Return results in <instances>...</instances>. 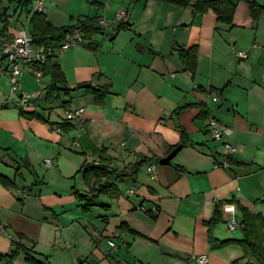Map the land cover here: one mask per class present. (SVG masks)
I'll return each mask as SVG.
<instances>
[{
	"label": "crops",
	"instance_id": "0c3cea01",
	"mask_svg": "<svg viewBox=\"0 0 264 264\" xmlns=\"http://www.w3.org/2000/svg\"><path fill=\"white\" fill-rule=\"evenodd\" d=\"M233 1L236 14L228 25L212 10L198 13L159 0H44L42 13L56 27L76 25L84 17L98 25L122 9L128 15L50 60L60 65L68 87L81 82L109 87L102 104L85 89L62 90L51 99L45 89L27 110L39 118H27L18 94L9 90V76L0 78V175L9 183L0 181V254L24 246L11 263L3 257L0 264H30L27 251L51 264H231L240 257L237 245L212 247L207 225L219 205L222 221L213 236L242 239L240 206L264 216V12L255 19L249 7L250 1L264 7V0ZM34 14L33 6L23 8L19 0H0V33L17 35L23 26L32 33ZM193 46L198 49L195 75L181 58V51ZM239 51L248 57H238ZM44 81L51 84L49 73ZM39 89L27 73L21 91ZM194 104H205V114ZM81 107L84 129L62 123V131L55 130L67 109ZM211 118L234 129L231 141L238 151L227 169L214 167L223 149L206 132ZM183 132L187 144L171 164H160ZM137 154L153 159L135 177L109 178L119 196L90 190L82 166L106 158L120 171ZM73 177L75 186L53 184ZM74 192L86 196L78 201L88 212L80 222L86 234L81 242L65 231L72 223L58 226L56 220L69 215L77 201ZM148 202L152 208H146ZM225 204L235 205L241 232L228 228Z\"/></svg>",
	"mask_w": 264,
	"mask_h": 264
},
{
	"label": "trees",
	"instance_id": "16d2710c",
	"mask_svg": "<svg viewBox=\"0 0 264 264\" xmlns=\"http://www.w3.org/2000/svg\"><path fill=\"white\" fill-rule=\"evenodd\" d=\"M34 0H19L20 6L23 8H27L31 5ZM166 1L173 4H176L181 7L192 6L195 12L198 13H206L212 10L216 15L218 21L222 23H226L228 25H232L234 22L237 3L233 0H159ZM250 12L255 19L260 18L261 14L264 12V7L258 5L255 2H249ZM31 22L33 24L32 35L35 37L37 44H43L51 41H58L63 38L66 29H71L74 27H79L84 36L89 38L96 33H100L103 29L96 25L92 18L84 17L79 18L77 20L76 25L72 26H62L56 27L51 22L47 20L45 15L42 12H36ZM124 24L120 23L118 28H123ZM197 47L193 46L188 50L181 51V58L183 63L186 66V69L191 71L193 75H195L197 66H198V55H197ZM52 59V58H51ZM50 59V60H51ZM47 62L45 67L46 73L51 75V84L47 87L48 98H53L56 96V93H59L62 90L65 91H76L79 89H85V91L89 94L94 95L95 102L98 104H102L104 102L105 97L110 93L109 87H101L96 88L92 86L89 82H81L78 83L74 87H68L65 74L60 67L59 64ZM213 90V88L211 89ZM185 105L180 106L176 113L179 114L184 108L191 106ZM201 106L202 113L205 114V104H194ZM204 111V112H203ZM21 115L27 118H34L39 116L36 113H27V111H23L20 109ZM207 112V111H206ZM66 125H71L66 123ZM65 126L62 124V127ZM72 126V125H71ZM182 145L184 147L187 144L186 133L183 132L181 142L177 145H173L171 150L176 148L178 145ZM170 150V152H171ZM137 160L133 163H129L123 170H114L110 167V161L106 158L101 159V163L97 165H85L82 166L84 169V179L86 184L90 186V190L93 193L98 194H106L109 197H117L120 195V188L113 182L109 181V178L114 176L118 180H124L126 178L135 177L141 168L152 161V157L137 154ZM0 181L4 184H9L6 182V179L0 175ZM76 194L84 200L86 198L85 195ZM85 207V206H84ZM86 208V207H85ZM240 210L243 213V217L241 220V227L244 232V237L242 239H228V240H218L213 234V227L222 221L221 212L219 205L216 206L215 214L210 221L207 222L209 226V239L214 248H222L228 245H237L243 250V258H247L248 262L246 264H264V216L261 213H252L246 207L240 206ZM21 238H24V235H21ZM24 246L22 244H16L15 248L6 255L0 254V258H8L9 262L19 254L20 250ZM240 259L237 258L231 262V264H240ZM26 260L30 264H51L48 261L42 260L34 253L27 251ZM78 264H85V261L80 260Z\"/></svg>",
	"mask_w": 264,
	"mask_h": 264
},
{
	"label": "built area",
	"instance_id": "2783aa9c",
	"mask_svg": "<svg viewBox=\"0 0 264 264\" xmlns=\"http://www.w3.org/2000/svg\"><path fill=\"white\" fill-rule=\"evenodd\" d=\"M44 0H36L34 6V13L43 12ZM128 15L127 10H122L116 14V20L122 22ZM109 22L103 18L98 20V25L101 28H105ZM84 40V33L79 27H74L65 31L62 39L58 41H51L43 44H37L35 37L29 31L28 26H23L17 35H9L6 33H0V78L3 76H9L11 83V93L18 94L20 109L27 111L33 108L36 102L42 96L43 90L47 89L48 84L44 81L45 67L47 62L54 57L57 52L65 51L73 46L81 43ZM237 56L240 58H247L248 52L239 51ZM31 74L37 83L41 86V89L34 92L21 91V85L24 76ZM62 123H69L74 128L84 129L87 124V118L85 116V109L75 108L67 109L61 123L55 126V130L62 131ZM206 132L212 140H217L225 148V152L221 158L214 164L215 168L227 169L231 166V157L238 151L231 138L234 134V129L228 125L222 124L216 118H211L208 121ZM75 144H79L78 141ZM46 165L53 167L54 163L51 159H47ZM149 170L153 171L154 165H149ZM154 177V175L152 176ZM128 194L134 193V189H127ZM224 210L231 214V219L228 221L227 226L230 230H235L239 227L240 221L236 214L235 205L225 204ZM0 227H3L0 224ZM109 244L116 247V243L113 240L109 241ZM67 247L71 244L68 242ZM200 262H205L204 257L199 258Z\"/></svg>",
	"mask_w": 264,
	"mask_h": 264
},
{
	"label": "rangeland",
	"instance_id": "374dc122",
	"mask_svg": "<svg viewBox=\"0 0 264 264\" xmlns=\"http://www.w3.org/2000/svg\"><path fill=\"white\" fill-rule=\"evenodd\" d=\"M35 4H36V0H34L32 3H31V5L30 6H35ZM122 10H126V9H122ZM122 10H119L118 12H120V11H122ZM117 12V13H118ZM116 13V14H117ZM103 19H105V20H107L108 22H109V24L104 28L105 30H111L112 29V26H113V24L114 23H116V21L117 20H115L116 19V15H112V16H106V17H102ZM87 41H85V43H86ZM60 53H63V51H58L57 52V55H59ZM0 65H1V59H0ZM4 77V76H3ZM46 82V81H45ZM10 83V82H9ZM47 83V82H46ZM48 84V83H47ZM9 90H11V83H10V89ZM45 95H46V93H44ZM66 95V94H65ZM57 102V104H58V106H61L62 105V98L61 97H57V98H55V103ZM78 103V102H80L79 100H76V98L74 99V103ZM62 109H63V107H61ZM183 134V133H182ZM218 143V142H217ZM221 145V147H222V149H223V153L225 152V148H224V146L222 145V144H220ZM65 179V178H64ZM67 180V181H66ZM66 180H63V179H61V178H57V179H54V181H53V184H55L56 186H58V187H60V186H62V188H64L65 187V184H68V182L69 181H71V183H70V186L73 184L74 186H75V182H76V179H75V177H73L72 179H66ZM70 188V187H69ZM66 190H69V189H66ZM121 190L122 191H125L126 190V188L125 187H122L121 186ZM29 191V190H28ZM74 199H77V201H76V203H74L72 206H71V210H70V213H69V215H65L64 216V214H61V215H59V217L56 219L57 221L58 220H60L59 222H61V223H59L58 222V226H60V224L62 225V226H65L66 225V223L67 222H70V223H72L71 224V226L70 227H68L67 229H65V231L67 230V233H69L70 235H73V234H76L75 236L77 237V239L79 240V242H81V240L86 236V234H84V232L83 231H85V226L83 227V226H80V222H83L84 221V219H83V215L84 214H87L88 212L87 211H85V207L83 206V205H80L79 206V204H78V201H82L81 200V198L76 194V192H74ZM66 217H69V221L66 219ZM61 228V227H60ZM66 228V227H65ZM226 228V227H225ZM238 232H241V228L239 227L238 228ZM230 235V234H229ZM231 235H233V234H231ZM74 240H75V238H74ZM70 242H73L74 243V241L72 240V241H70ZM243 250H242V253H240V257H238V258H241L240 259V262L242 261V260H245V259H247V258H243ZM237 259V258H236ZM248 262V259H247V261L244 263V264H246Z\"/></svg>",
	"mask_w": 264,
	"mask_h": 264
},
{
	"label": "water",
	"instance_id": "95a60500",
	"mask_svg": "<svg viewBox=\"0 0 264 264\" xmlns=\"http://www.w3.org/2000/svg\"><path fill=\"white\" fill-rule=\"evenodd\" d=\"M68 29H66L65 31H67ZM182 145H178L176 148H174L168 155L162 157L160 159V164L162 165H169L171 164L172 160L174 159V157L178 154V152L181 150ZM146 208H152V204L150 202L146 203Z\"/></svg>",
	"mask_w": 264,
	"mask_h": 264
}]
</instances>
